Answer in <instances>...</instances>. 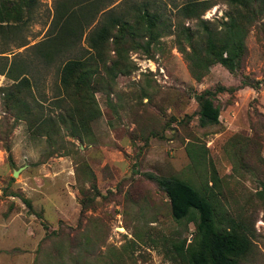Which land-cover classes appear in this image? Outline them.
I'll return each mask as SVG.
<instances>
[{
  "label": "rangeland",
  "instance_id": "rangeland-1",
  "mask_svg": "<svg viewBox=\"0 0 264 264\" xmlns=\"http://www.w3.org/2000/svg\"><path fill=\"white\" fill-rule=\"evenodd\" d=\"M56 1L37 0L18 35L25 45L15 47L18 38L0 44V55L9 59L11 52L21 53L28 64L32 84L24 99L41 103L50 114L57 111L54 96L61 95V60L87 54L86 35L101 16L68 53L44 63L27 46L45 38ZM138 1L158 5L169 32L159 37L151 57L128 53V74H117L108 85L93 84L99 114L82 140L63 130L48 143L32 135L24 120L4 113L0 103V264H71L70 253L84 250L83 234L90 237L85 252L92 264H182L174 246L188 242L194 227L171 217L156 179L175 176L196 187L205 181L210 185L209 163L218 178L220 205L246 226L251 241L240 264H264V211L254 193L264 187V80L257 89L238 86L242 77L264 79V14L245 35L246 55L237 72L213 64L196 81L171 33L177 21L195 23L177 12L190 0H110L105 9L118 12ZM194 1L209 4L199 17L218 29L228 12L224 0ZM10 83L0 74V87ZM216 85L236 89L215 95L218 122L199 127L193 95ZM188 143L201 153L194 166L185 150ZM85 195L94 198L81 214ZM55 230L62 231L60 238Z\"/></svg>",
  "mask_w": 264,
  "mask_h": 264
},
{
  "label": "trees",
  "instance_id": "trees-1",
  "mask_svg": "<svg viewBox=\"0 0 264 264\" xmlns=\"http://www.w3.org/2000/svg\"><path fill=\"white\" fill-rule=\"evenodd\" d=\"M110 0H58L54 3L53 14L45 38L27 46L35 59L49 63L75 46L84 30L100 14L96 26L86 35L88 49L61 60L58 80L61 95L56 94L52 104L57 111L44 112L41 103L27 102L24 98L31 92V81L27 77L28 64L21 53H12L8 59L0 55V74L12 80L0 87L2 111L13 120H24L32 135L44 136L46 142H55L61 131L82 140L89 131L88 123L99 114L93 98V84L102 86L113 81L117 74H128L132 66L127 64L128 53L141 52L151 57L163 33L169 32L159 6L149 1H138L116 12L113 7L105 9ZM228 7L225 20L219 21L218 29L199 17L209 4L200 6L198 1H186L177 11L182 18L196 19L192 26L181 21L174 24V45L180 53L190 76L199 81L213 64H220L229 73L240 69L246 55L244 38L250 26L264 14V0H224ZM37 0H0V44L14 43L15 47L26 44L18 36L29 22ZM4 49H0L3 53ZM64 58V57H63ZM102 71V74L99 72ZM262 79L248 80L242 77L238 86L257 89ZM236 87L205 88L194 93L197 105L196 119L199 127L216 125L219 107L214 104L218 92H233ZM263 127V126H262ZM256 131L260 130L257 126ZM264 129V128H263ZM264 131V130H263ZM228 143H232L228 141ZM226 144V146L228 145ZM50 145V144H49ZM10 160L9 146L3 147ZM203 149V146L202 148ZM190 163H199L201 153L192 143L185 146ZM209 180L202 187L191 181L175 176L159 177L157 185L163 190L169 204V212L175 221L192 223L194 233L190 240H182L174 246L182 264H240L250 248L246 226L234 219L218 200V178L212 163H209ZM214 186L215 190L211 187ZM264 211V187L254 192ZM93 196L80 199V213L89 207ZM29 207V202L22 199ZM55 233V234H54ZM54 237L62 236L61 230L53 232ZM90 237L82 236L83 251L70 253L71 264H92L90 253L85 252ZM58 239V247L62 244ZM61 244V245H60ZM59 257V253L57 255ZM101 262V261H100ZM60 262H56L58 264ZM103 263V262H102ZM111 264V263H103Z\"/></svg>",
  "mask_w": 264,
  "mask_h": 264
},
{
  "label": "water",
  "instance_id": "water-1",
  "mask_svg": "<svg viewBox=\"0 0 264 264\" xmlns=\"http://www.w3.org/2000/svg\"><path fill=\"white\" fill-rule=\"evenodd\" d=\"M14 175H15V171L12 172V176H14Z\"/></svg>",
  "mask_w": 264,
  "mask_h": 264
}]
</instances>
